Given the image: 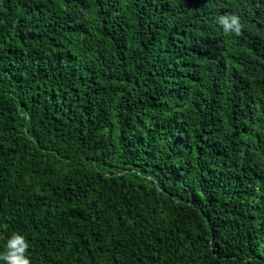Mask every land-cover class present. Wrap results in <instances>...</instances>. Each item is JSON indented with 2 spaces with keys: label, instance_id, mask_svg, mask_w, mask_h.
Returning a JSON list of instances; mask_svg holds the SVG:
<instances>
[{
  "label": "trees",
  "instance_id": "obj_1",
  "mask_svg": "<svg viewBox=\"0 0 264 264\" xmlns=\"http://www.w3.org/2000/svg\"><path fill=\"white\" fill-rule=\"evenodd\" d=\"M13 233L31 264H264V0H0Z\"/></svg>",
  "mask_w": 264,
  "mask_h": 264
},
{
  "label": "clouds",
  "instance_id": "obj_2",
  "mask_svg": "<svg viewBox=\"0 0 264 264\" xmlns=\"http://www.w3.org/2000/svg\"><path fill=\"white\" fill-rule=\"evenodd\" d=\"M217 23L226 35L239 37L243 34L244 24L236 13H225L217 17ZM29 244L26 238L13 233L6 241L3 252H0V261L4 264H31L28 255Z\"/></svg>",
  "mask_w": 264,
  "mask_h": 264
}]
</instances>
